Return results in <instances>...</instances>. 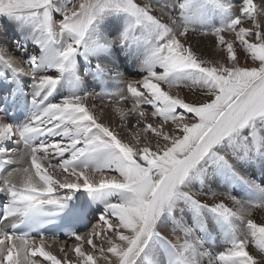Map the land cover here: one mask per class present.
<instances>
[{
    "label": "snow or ice",
    "instance_id": "obj_1",
    "mask_svg": "<svg viewBox=\"0 0 264 264\" xmlns=\"http://www.w3.org/2000/svg\"><path fill=\"white\" fill-rule=\"evenodd\" d=\"M8 25L0 264H264V0H0Z\"/></svg>",
    "mask_w": 264,
    "mask_h": 264
},
{
    "label": "bare ground",
    "instance_id": "obj_2",
    "mask_svg": "<svg viewBox=\"0 0 264 264\" xmlns=\"http://www.w3.org/2000/svg\"><path fill=\"white\" fill-rule=\"evenodd\" d=\"M0 29H1L2 32H3V33H0V44H2V43H7V44L10 46L11 51L14 52L15 49H14V46L12 45V41L18 37L19 33H17V32L14 30V26H12V25H10V26L8 25V26H7V29L5 30V31H7V32H5V31L3 30L2 26H0ZM4 32H5V33H4ZM201 47L205 50V52H206V56H207L208 59H217L218 56L222 55V53H219L218 50L212 48V46H211V42L208 41V40H205V41L203 42V44L201 45ZM9 54H11V52H10ZM17 62L19 63V58H18V57H17ZM128 70H130V71L132 72L131 69H128ZM130 75H131V73H130ZM134 79H135V78H134ZM114 89H115V88H114ZM97 90H98V89H97ZM115 90L117 91V89H115ZM110 91L112 92L113 89H110ZM113 93H115V91H113ZM173 94H174V93H173ZM90 103H91V102H90ZM95 103L99 106V105H101V104L104 103V102H102V101H100V100H97V101H95ZM125 106L128 107V108L131 107L130 104H127V105H125ZM146 108H147V106H146ZM149 111H150V108H149ZM133 117H134V116L130 117L129 120L132 121ZM102 118H103V120H104L106 123H109L111 127L113 126V124H114L115 121H119V122H120V125H119V126H120V129H121V132H122V134L125 133V131H124V130H125V124H127V123L121 122L120 119H119V117H118L115 113H112V112H111L110 108H106V110H105V114L103 115ZM122 137L125 139V136L122 135ZM53 162L55 163L56 161H53ZM12 167H15V165H13ZM256 173H257V172H256ZM258 178H259V177H258ZM258 217H259V216H257L256 218H258ZM259 218H260V217H259ZM93 223H95V221H93ZM89 228H90V225H89ZM87 230H88V229H84V230H81V232L83 233L84 231H87ZM50 243H51V245H52V247L50 248V250H51L55 255H57L58 258H63L64 253H62V252L60 251V249H61V247H64L65 243H67V249H66V250H67V252H68V258H69V259H73V258H74V255L71 253V248H72L73 244L75 243L74 240L66 241L65 238H64V239H60L59 241H50ZM68 245H69V247H68Z\"/></svg>",
    "mask_w": 264,
    "mask_h": 264
},
{
    "label": "rangeland",
    "instance_id": "obj_3",
    "mask_svg": "<svg viewBox=\"0 0 264 264\" xmlns=\"http://www.w3.org/2000/svg\"><path fill=\"white\" fill-rule=\"evenodd\" d=\"M10 26V25H9ZM5 31V30H4ZM5 32H7V31H5ZM4 32V33H5ZM0 33H3L2 32V30L0 29ZM128 73H129V78L130 79H134V78H137V77H135L133 74H132V72L130 71V70H128ZM130 73H131V75H130ZM115 88V87H114ZM111 88V89H113V91H115L116 92V90L115 89H117V88ZM112 91V92H113ZM117 91H118V89H117ZM131 105V104H130ZM149 110V109H148ZM132 123H135V117H133V119H132V121H131ZM120 122L119 121H115L114 122V124H113V128H116L117 129V131H120L121 132V129H120ZM125 133L124 134H122V132H121V135H123V136H125V139H128L129 138V136H130V131H129V125L128 124H125ZM254 175L256 176V178H258L259 177V173L257 172H254ZM257 219V221H259L260 220V218L258 217V218H256ZM90 227H91V225H90ZM68 247H69V245H68ZM73 259H75V257L73 258Z\"/></svg>",
    "mask_w": 264,
    "mask_h": 264
}]
</instances>
